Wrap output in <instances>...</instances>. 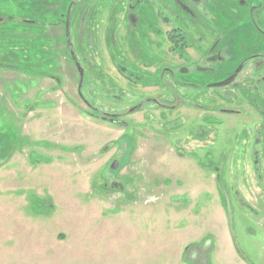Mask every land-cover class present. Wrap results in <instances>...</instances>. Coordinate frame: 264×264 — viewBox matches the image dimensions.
Here are the masks:
<instances>
[{"label":"rangeland","instance_id":"rangeland-1","mask_svg":"<svg viewBox=\"0 0 264 264\" xmlns=\"http://www.w3.org/2000/svg\"><path fill=\"white\" fill-rule=\"evenodd\" d=\"M77 1L65 0L73 17ZM101 2L94 10L96 26L90 17L87 29L89 38L94 28L89 40L95 50H87L102 75L88 77L81 98L72 58L82 59L74 32L71 54L61 38L64 29L53 25L59 3L0 0V137L7 133L14 141L11 158L0 166V264H264L261 62L247 59L233 82L209 86L204 94L178 85L181 105L174 109L165 72L176 61L166 37L174 23L164 17L173 14L171 0H141L131 11L144 15L137 22L141 34L136 33L141 62L128 54L126 41L137 46V39L127 40L129 27L122 20L128 0L116 26L124 60L118 53L111 57L115 50L108 41L107 21L118 8ZM228 3L229 11L238 8L250 20V7L238 0ZM257 13L264 18V5ZM204 31L203 42L192 32L189 56L212 44L215 33L211 27ZM229 31L231 61L246 40L235 25ZM252 42L243 58L264 57V38L257 34ZM5 63L18 70H5ZM57 64L65 81L60 85L44 78L57 74L58 69L52 71ZM233 70L227 64L220 73L228 76ZM123 72H131V78ZM186 92L197 97L192 100ZM92 110L115 114L127 126ZM202 124L208 128L204 140ZM116 159L120 168L110 171ZM223 209L228 226L221 219Z\"/></svg>","mask_w":264,"mask_h":264},{"label":"flooded vegetation","instance_id":"flooded-vegetation-1","mask_svg":"<svg viewBox=\"0 0 264 264\" xmlns=\"http://www.w3.org/2000/svg\"><path fill=\"white\" fill-rule=\"evenodd\" d=\"M102 0H78V7L77 11L73 17V14L70 13L68 14V4L65 3V0H58V1H53L51 2L52 5L53 3H59V7L57 8L56 12H59L57 16L55 17V24H60L62 29H64V34L63 37L64 41L67 44V49L71 53L70 50V43L73 37V32L75 35V42L78 45V48L80 50L79 54L82 62H77L76 59H73L74 66L78 72V94L81 98H84L83 95L81 94V86L85 85L88 83L87 79L88 77L93 74L95 78H99L100 75H102L97 68V65L91 64L90 59L88 57V50L87 49H93L95 50V44L94 41H90V37L94 33V28L91 26V36L88 38V22L89 18L91 17V20L93 21V26H96V21H97V16L95 13V8L103 4L101 2ZM106 3L111 1L112 5H115L116 8H118V11L115 14H112L107 21V28H108V37H109V45L111 49L113 48L115 52L112 50V55L111 57L114 59L116 57L115 53L120 54V59L119 60H124L127 58V55L125 54L124 51L121 50V48L118 46V40H116L117 37V32H116V26L118 22L121 20L119 17V14L123 12L125 7V0H103ZM137 1V2H136ZM128 0V7L129 10L124 14L122 20H124L127 23V40H133V38L137 39V46H130L133 41H126V44L129 45V50L128 54H132L135 59H138L139 62H141V50L139 49L141 47V42L139 41V36L136 33L141 34V26L137 24V22H141V18L144 17L142 14H137V13H131L132 9H135L137 5L139 4L138 2H141V0ZM229 0H171L173 6V14L169 15H161L166 17V19H172V23H174V28H172L169 32L166 33V37L168 41L171 43L173 47V52L175 53V58L176 61H174V64H167L165 66L166 71L169 74L170 82L167 81V83L171 84L173 87L172 90V95L176 99L177 103L171 104V106L174 107V109L178 108L181 103V96L177 90L178 85L182 86H190L192 89H201L200 91L204 94L203 90H208L209 86L213 87H223L226 85H217L221 83L222 81H225L229 79L231 76L234 75V79L231 81L233 82L235 78L237 77V74L241 68H243V64L247 63V59L253 58L252 60L254 61H259L261 62L260 66L264 67V57H261L258 55V53H253L245 58V54L247 53L246 51H249L253 44V39L256 40L257 34L260 35V37L264 38V18H257L258 16V11L261 9L264 5V0H238L240 6H243V8H249L250 7V20L247 19V16H242L241 13H239L238 8H233V12L229 11L228 9L231 8L227 7L229 5L228 3ZM48 0V5H50ZM57 3V4H58ZM208 6L210 7L211 10L208 11ZM229 11V12H228ZM185 12V15L183 13ZM223 14L225 16L221 17L217 14ZM139 15V16H138ZM60 16V17H59ZM69 16V17H68ZM160 15H158L159 17ZM187 18H184V17ZM161 18V17H159ZM58 21V22H57ZM168 21V20H167ZM52 25V26H53ZM232 25H235L238 27L240 31L243 32L244 30V35L242 32V36H244L246 43L245 44H240L241 50L237 53V56L234 58L232 57L231 61L227 60V53L229 51V44L227 43V34H230V27ZM212 29L213 33H215V36L213 35V42L208 48H204V46H200L198 48L199 51L198 53L195 54V56H189L188 53L193 52L194 44H193V37H192V32L195 30L197 33H199V37L197 39L198 42H203L207 41L206 37V31L208 29ZM247 27L250 29L253 27V29H249L248 31V36L246 33ZM49 28V25H48ZM137 29V30H136ZM228 30V31H227ZM46 33V32H45ZM137 35V38H136ZM86 37L88 41H86ZM238 36H235V39ZM60 37H58V40L62 42ZM248 38V39H247ZM92 39V38H91ZM238 39V38H237ZM85 43H87V47L85 46ZM48 47L50 45H47ZM73 47V44H72ZM250 48L249 50H247ZM253 48V47H252ZM48 51L51 52L50 47L48 48ZM201 51V52H200ZM130 52V53H129ZM246 52V53H245ZM47 53V51L45 52ZM72 54V53H71ZM115 55V56H114ZM144 57V56H143ZM243 58V59H242ZM250 60L249 63L252 61ZM234 61V64L232 63ZM90 63V65H87ZM6 64V63H5ZM227 64L229 67L234 68V70L229 74L228 76H225L224 73H220V70L227 67ZM259 64V63H256ZM7 67H12V69H17L18 67L16 64H9L4 67L6 70ZM125 67V66H124ZM259 67V66H258ZM122 70V67H119ZM11 69V70H12ZM58 69L55 73H46L44 78H51L56 82L57 85H60L64 83L65 81L62 80L61 75H60V68L59 64H57V67L53 68L52 71ZM219 70V71H218ZM218 72L215 74V72ZM133 73V71H131ZM131 72H128V75H126L125 72H123L125 75H123L124 78L130 79L129 75ZM209 72H212L213 75L209 76ZM120 76V72H118ZM60 75V77H59ZM141 75V74H140ZM138 74V76H140ZM218 77V78H217ZM222 77V78H221ZM101 78V77H100ZM140 79V78H139ZM262 83H264V76L261 78ZM107 83L106 81H104ZM136 82V81H134ZM230 82V83H231ZM229 83V84H230ZM184 95H187V97L191 96L192 100L197 97L196 94L194 95L192 92L189 93H184ZM156 103H161L158 98L153 99ZM94 111H97L96 113ZM91 114H94L97 117L102 118L105 121H108L112 124H118L121 125L120 122H124L123 120H120L117 115L109 114L105 115L103 111L99 110H92ZM99 113V114H98ZM102 114V115H101ZM104 114V115H103ZM208 123V121L206 120ZM126 123V122H125ZM182 123V122H181ZM122 126H127V125H122ZM180 124H176L174 128H178ZM193 128H191L190 134H193ZM202 129V139L204 140L207 138V131L208 128L206 125H201ZM188 132V131H186ZM173 143L171 144V146ZM207 146V145H206ZM184 146H179L178 148L181 149L180 151H183ZM14 149V145L11 148L10 154L8 157H0V163L4 164L6 161H8L11 156H12V151ZM264 153V152H263ZM34 158V157H33ZM41 162L44 161L46 162L45 158H40ZM182 160H184L182 158ZM205 160L209 162L210 160V154L207 150V154L205 155ZM119 162V167L120 168V161L119 160H114ZM116 169V170H117ZM110 171H115L111 170ZM143 176H145L143 174ZM227 213V211H226Z\"/></svg>","mask_w":264,"mask_h":264},{"label":"trees","instance_id":"trees-1","mask_svg":"<svg viewBox=\"0 0 264 264\" xmlns=\"http://www.w3.org/2000/svg\"><path fill=\"white\" fill-rule=\"evenodd\" d=\"M13 145L14 141L9 138L7 133L5 136L0 137V157H8ZM1 165L0 163V166Z\"/></svg>","mask_w":264,"mask_h":264},{"label":"crops","instance_id":"crops-1","mask_svg":"<svg viewBox=\"0 0 264 264\" xmlns=\"http://www.w3.org/2000/svg\"><path fill=\"white\" fill-rule=\"evenodd\" d=\"M206 213H208V212H206ZM221 219H222V221H225V223H226V225L228 226L229 225V219H228V215H227V213H226V210H222V213H221ZM230 233V232H229ZM228 233V235H230L229 237L231 238V234H229ZM60 238H62V239H64L65 238V234H60ZM231 242L233 243V241H232V239H231ZM190 247V244H187V246H185V248H184V251L182 252V257L180 258V261H179V263L180 262H182L183 263V255H184V252L185 251H187L188 250V248ZM200 249V248H199ZM197 250V251H194V253H195V256L197 257V253L198 252H200V250ZM235 254L237 255V253L235 252ZM192 258H195V257H192ZM198 259L200 260H203V258H201V256H198Z\"/></svg>","mask_w":264,"mask_h":264},{"label":"water","instance_id":"water-1","mask_svg":"<svg viewBox=\"0 0 264 264\" xmlns=\"http://www.w3.org/2000/svg\"><path fill=\"white\" fill-rule=\"evenodd\" d=\"M68 14H70V11H68ZM69 17V16H68ZM234 79V75L231 76L229 79L225 80V81H222L221 83L217 84V85H226V84H229L232 80ZM121 125H126L125 122H120ZM119 167V162L118 161H114L111 166H110V169L111 170H116L117 168Z\"/></svg>","mask_w":264,"mask_h":264}]
</instances>
